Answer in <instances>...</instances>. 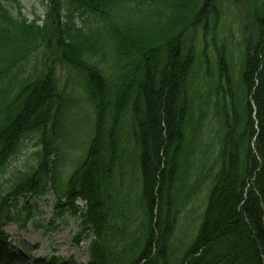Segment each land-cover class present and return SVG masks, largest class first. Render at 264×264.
<instances>
[{
	"label": "trees",
	"instance_id": "trees-1",
	"mask_svg": "<svg viewBox=\"0 0 264 264\" xmlns=\"http://www.w3.org/2000/svg\"><path fill=\"white\" fill-rule=\"evenodd\" d=\"M221 1L48 0L45 17L30 20L19 0H0V177L21 155L26 139L35 136L41 147L38 165L17 174L0 198V264L13 258L5 225L13 221L24 228L34 216L26 202L20 206V198L42 197L49 189L57 208L76 215L75 200L86 201L81 232L92 227L98 236L89 264L118 261L106 235L112 238L111 201L116 190L124 191L128 162L140 169L145 223L140 250L127 264H170L167 247L180 212L174 188L196 120L186 88L195 47L186 49L185 41L199 28L205 37L216 30L210 21L218 22ZM253 22L241 103L232 90L226 49L217 50L219 82L214 97L210 91L208 117L218 126V169L201 227L175 264H264V0ZM35 55L42 67L20 78ZM58 66L83 80L96 114L87 153L65 182L55 156L62 148L57 140L69 94L59 88ZM19 257L30 264L23 253ZM58 260L52 257L49 264Z\"/></svg>",
	"mask_w": 264,
	"mask_h": 264
},
{
	"label": "rangeland",
	"instance_id": "rangeland-1",
	"mask_svg": "<svg viewBox=\"0 0 264 264\" xmlns=\"http://www.w3.org/2000/svg\"><path fill=\"white\" fill-rule=\"evenodd\" d=\"M19 1L23 6V13L30 20L36 15L42 19L45 17L48 0ZM262 3L263 0H222L219 4L218 22L215 24L213 18L210 21L211 29L215 27L216 30H210L205 37L203 29L199 28L195 34L192 32L186 37V49L192 43L195 47L196 64L188 77L186 88L192 116L196 120L191 127V134L188 133L191 137L184 144V152L180 157L181 167L177 172L174 188V207L181 209L175 238L170 240V245H174L176 256L181 255L192 244L201 227L203 214L208 206L212 176L218 166L215 154L218 149V138H215L216 132H214L218 126L216 128L212 123L213 119L208 117L212 107L209 103L210 91L214 97L219 82L217 50L226 49L231 66L232 90L237 103H241L243 97L241 77L246 41L253 33L256 10L261 8ZM75 18L76 22L83 19L79 14H76ZM41 62L40 55L33 56L25 70L20 72V78L26 77L35 69H40ZM57 82L59 88L65 89L64 91L69 94V98L62 105L63 115L59 126L61 142L57 140L58 147L62 146V148L55 156L62 181L65 182L69 173L77 169L87 153L94 135L96 114L82 86L83 80L76 77L75 72L58 66ZM201 97L203 101L200 100ZM69 100L71 103L68 104ZM199 100L201 103L204 102V105ZM211 128L212 135L209 133ZM36 142L35 136L26 139L21 155L11 163L8 172L0 177V198L8 192L17 174L38 165L37 153L41 147L36 145ZM207 150L210 157L208 160H203L201 157L207 153ZM123 171H126L123 178L124 191L116 190L115 202L111 201L113 206L111 217L108 219L110 228H113L110 234L114 242L109 240L108 234L106 235L113 255L118 258L113 264H127L140 250L137 244L143 240L145 223L141 209L140 169L128 162L127 169ZM61 178L58 174V184ZM119 180L116 177L113 181L117 189L121 183ZM25 202L33 209L34 214L26 227L22 228L17 222H10L4 227L16 254L22 252L31 257L30 263L39 258L47 262L52 256L63 259L58 264H72L73 261L77 264L88 263L90 242L95 236L90 233L83 235L81 240L77 241L81 223L79 216L72 214L68 208H57V198L52 191L42 197L29 196L26 201L20 198V206ZM81 204L83 203L78 201L76 205ZM168 254L171 258L170 264H175L174 250L169 251ZM10 264H22V262L19 256H15Z\"/></svg>",
	"mask_w": 264,
	"mask_h": 264
}]
</instances>
